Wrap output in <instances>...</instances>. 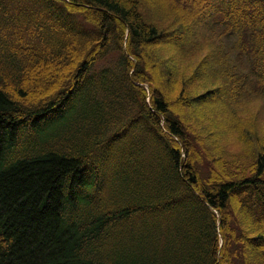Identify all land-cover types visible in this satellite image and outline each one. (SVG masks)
Listing matches in <instances>:
<instances>
[{
  "label": "trees",
  "instance_id": "1",
  "mask_svg": "<svg viewBox=\"0 0 264 264\" xmlns=\"http://www.w3.org/2000/svg\"><path fill=\"white\" fill-rule=\"evenodd\" d=\"M245 94L264 0H0V264H264Z\"/></svg>",
  "mask_w": 264,
  "mask_h": 264
},
{
  "label": "rangeland",
  "instance_id": "2",
  "mask_svg": "<svg viewBox=\"0 0 264 264\" xmlns=\"http://www.w3.org/2000/svg\"><path fill=\"white\" fill-rule=\"evenodd\" d=\"M173 11L172 7L165 8V13L169 14ZM218 33L214 34L216 37ZM207 35L205 29L199 31L198 36L201 39ZM211 48V45L204 43L203 48L200 52L196 54H185L181 52H177L175 58H178L181 64H191L190 71H194L197 69L199 71L198 64H201L202 69L205 70L209 66V59H202L201 58L208 52ZM149 74V73H148ZM151 74V73H150ZM161 94H165L166 92L163 89H159ZM236 107L239 109L237 117L240 119L239 126L241 128H247L248 131H251L257 134L259 137L264 138V96L259 94H245L243 98L237 102ZM236 119V117H235ZM239 126L237 124L235 135L236 137H232L229 133H219L216 134L214 138L216 142L221 146H230L234 147V150L240 151L241 148H244L245 144L239 140H237V133H239ZM222 127V126H221ZM219 127V129L221 128ZM219 136V137H218ZM237 140V141H236Z\"/></svg>",
  "mask_w": 264,
  "mask_h": 264
}]
</instances>
